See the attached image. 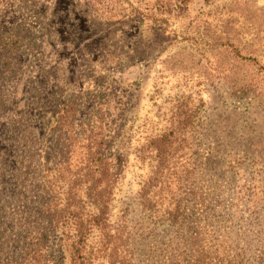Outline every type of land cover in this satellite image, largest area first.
<instances>
[{"label":"rangeland","instance_id":"rangeland-1","mask_svg":"<svg viewBox=\"0 0 264 264\" xmlns=\"http://www.w3.org/2000/svg\"><path fill=\"white\" fill-rule=\"evenodd\" d=\"M151 27L81 0H0L4 36L22 32L42 50L0 66L4 257L20 253L18 218L57 154L52 109L63 90L81 98L77 122L105 114L123 158L112 221L130 264H264V0H192L170 26L177 39ZM184 101L198 122L146 208L140 192L155 162L145 147ZM22 160L34 162L27 182ZM50 238L58 261L61 234Z\"/></svg>","mask_w":264,"mask_h":264},{"label":"trees","instance_id":"trees-1","mask_svg":"<svg viewBox=\"0 0 264 264\" xmlns=\"http://www.w3.org/2000/svg\"><path fill=\"white\" fill-rule=\"evenodd\" d=\"M81 1L91 8L102 7L119 20L137 14L152 25L151 31L163 27V32H169L166 37L170 38V34H175L170 30L173 20L185 14L192 0ZM39 47L22 32L13 31L5 37L0 31V66L8 67L12 55L23 48L39 60L42 55ZM105 53L110 62L119 63L113 50ZM80 104L79 95L58 91L52 109L57 154L52 163L35 176L34 204L24 206L29 212L18 218L17 226L23 232L20 253L4 257L0 246V264H101L104 259L110 264L131 263L120 249L123 232L112 221L123 158L113 149L104 113L101 119L77 122ZM198 118V110L184 101L177 106L172 126L147 143L144 153L155 163L140 192L141 203L146 208L154 206L150 193L166 172L172 170ZM22 163V179L27 182L32 178L34 162L22 160ZM54 233L61 234L60 247L65 246L58 261L53 260L54 251L50 247ZM0 237L4 238L3 232Z\"/></svg>","mask_w":264,"mask_h":264}]
</instances>
